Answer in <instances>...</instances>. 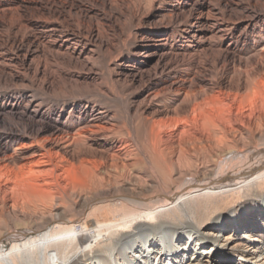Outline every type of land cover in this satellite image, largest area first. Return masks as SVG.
I'll return each instance as SVG.
<instances>
[{
	"label": "bare ground",
	"instance_id": "1",
	"mask_svg": "<svg viewBox=\"0 0 264 264\" xmlns=\"http://www.w3.org/2000/svg\"><path fill=\"white\" fill-rule=\"evenodd\" d=\"M2 185L0 264H264V0H0Z\"/></svg>",
	"mask_w": 264,
	"mask_h": 264
},
{
	"label": "rangeland",
	"instance_id": "2",
	"mask_svg": "<svg viewBox=\"0 0 264 264\" xmlns=\"http://www.w3.org/2000/svg\"><path fill=\"white\" fill-rule=\"evenodd\" d=\"M100 72V75L102 76L101 78H102V80H104V82H108L107 84H110L109 83V79H107L108 77L105 75V74H103L104 72L103 71H99ZM107 77V78H106ZM120 84V83H119ZM245 113H246V111H244ZM235 113H236V110H233V114H231L230 115V117L232 118V120L234 119V115H235ZM40 185V186H39ZM39 185H38V183H35V184H31V185H29V187H28V189L30 190V191H33V192H38V191H40V190H43L44 188H46V189H48V188H50L51 186L50 185H44V183L43 182H39ZM9 187H10V185H2L1 187H0V189H1V191H7L8 192V190H9ZM75 229L76 230H79V226L77 225V226H75ZM10 246V241L9 240H5V239H3L2 241H1V243H0V247H2V248H6V247H9Z\"/></svg>",
	"mask_w": 264,
	"mask_h": 264
}]
</instances>
